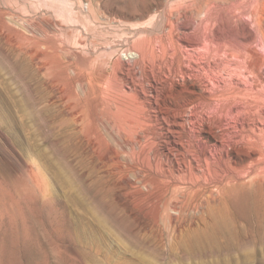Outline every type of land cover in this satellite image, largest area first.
Returning a JSON list of instances; mask_svg holds the SVG:
<instances>
[{
	"label": "rangeland",
	"instance_id": "1",
	"mask_svg": "<svg viewBox=\"0 0 264 264\" xmlns=\"http://www.w3.org/2000/svg\"><path fill=\"white\" fill-rule=\"evenodd\" d=\"M258 6L0 0V264H264V213L236 214L220 244L194 245L191 230L211 216L146 209L136 191L145 185L130 174L132 191L126 173L136 137L90 109L94 93L122 83V63L145 39L184 34L172 21L193 22L186 34L195 35L222 19L248 21L243 10ZM172 97L164 106L185 98Z\"/></svg>",
	"mask_w": 264,
	"mask_h": 264
},
{
	"label": "bare ground",
	"instance_id": "2",
	"mask_svg": "<svg viewBox=\"0 0 264 264\" xmlns=\"http://www.w3.org/2000/svg\"><path fill=\"white\" fill-rule=\"evenodd\" d=\"M255 2L260 11L243 10L248 21L222 19L195 35L186 34L193 22L172 21L184 34L145 39L122 63V83L94 93L90 106L136 137L126 173L132 191L135 179L145 185L147 192L136 191L146 209L211 216L191 230L194 245L220 244L236 214L264 213V0ZM174 92L184 100L164 106Z\"/></svg>",
	"mask_w": 264,
	"mask_h": 264
}]
</instances>
